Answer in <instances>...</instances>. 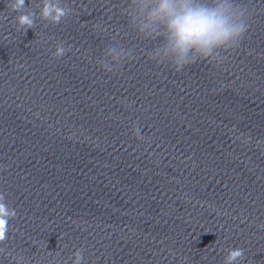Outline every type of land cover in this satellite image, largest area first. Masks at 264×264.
Segmentation results:
<instances>
[{
    "label": "clouds",
    "instance_id": "1",
    "mask_svg": "<svg viewBox=\"0 0 264 264\" xmlns=\"http://www.w3.org/2000/svg\"><path fill=\"white\" fill-rule=\"evenodd\" d=\"M6 7L17 13V30L25 32L36 26L37 15L40 20L58 25L75 11L61 0H40L38 14L26 7V0H6ZM255 11L236 0H126V5L120 9L121 15L129 18L139 38H164V43L149 53L148 58L167 65L176 73L197 61H205L214 68L223 65L227 54L239 48L245 39ZM71 48V45L66 48L64 42H60L53 56L60 58ZM104 51L115 62L109 67L96 61L105 73L116 75L126 62L134 59L131 48L126 49L117 43L107 46ZM133 135L139 140L144 139L139 128H134ZM16 215V210L6 203L5 194L0 193V244L8 239L9 221ZM225 251L224 264H241L245 259L243 248ZM0 254L11 257L15 264H29L23 254L13 255L4 247H0ZM82 262L83 249H77L73 264Z\"/></svg>",
    "mask_w": 264,
    "mask_h": 264
}]
</instances>
